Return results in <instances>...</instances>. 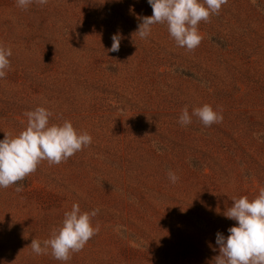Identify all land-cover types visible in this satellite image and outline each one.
<instances>
[{"label":"rangeland","instance_id":"1","mask_svg":"<svg viewBox=\"0 0 264 264\" xmlns=\"http://www.w3.org/2000/svg\"><path fill=\"white\" fill-rule=\"evenodd\" d=\"M151 15L147 0H34L26 10L0 0V45L12 49L0 140L41 106L50 125L67 120L92 137L66 162L43 161L0 188V264H214L216 233L237 226L223 215L232 198L264 188V0H228L200 22L191 52L166 25L140 39ZM204 104L223 121L178 123ZM73 203L100 209L99 233L67 262L35 255L32 239H49Z\"/></svg>","mask_w":264,"mask_h":264},{"label":"clouds","instance_id":"2","mask_svg":"<svg viewBox=\"0 0 264 264\" xmlns=\"http://www.w3.org/2000/svg\"><path fill=\"white\" fill-rule=\"evenodd\" d=\"M34 0H16L17 7L29 8ZM152 8V15L142 18L135 32L140 39L147 38L152 26L162 24L167 26L170 36L177 46L187 51H194L202 42L199 33L200 22H209L212 15H219L222 6L228 0H147ZM255 5L257 0H251ZM40 6H45L48 0H35ZM121 36H112L109 51L118 52ZM11 47L0 45V79L6 78L10 69L9 57ZM27 126L16 136L5 133L0 140V188H9L23 181L37 170L38 165L47 161L51 165L66 162L77 152L82 151L92 143V137L87 132H78L70 121L62 124H49L52 113L44 108L25 112ZM192 116L205 126L210 127L223 121V115L209 104L193 108L191 115L187 106L179 116L178 123L187 127L192 123ZM168 179L174 184L179 177L171 169ZM15 191H23L17 186ZM232 206L223 215L236 221L237 226L228 229L229 235L216 233V244L219 255L214 257V264H264V188L251 201L247 196L232 198ZM100 209L91 212L80 209L78 203H73L70 211L64 213L62 225L54 228L51 237L44 241L32 239L30 248L37 255L50 254L54 259L67 262L73 253L82 251L89 240L97 235L100 227L92 225V218L99 214ZM119 232V228H117Z\"/></svg>","mask_w":264,"mask_h":264}]
</instances>
